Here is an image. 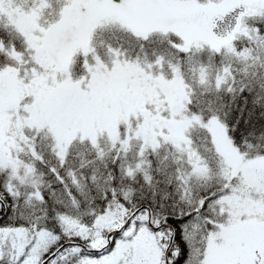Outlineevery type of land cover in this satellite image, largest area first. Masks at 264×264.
Segmentation results:
<instances>
[{
    "label": "snow or ice",
    "instance_id": "snow-or-ice-1",
    "mask_svg": "<svg viewBox=\"0 0 264 264\" xmlns=\"http://www.w3.org/2000/svg\"><path fill=\"white\" fill-rule=\"evenodd\" d=\"M0 264H264V0H0Z\"/></svg>",
    "mask_w": 264,
    "mask_h": 264
}]
</instances>
